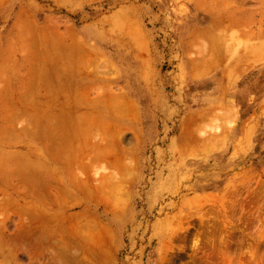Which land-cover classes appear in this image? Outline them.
<instances>
[{
    "label": "rangeland",
    "instance_id": "obj_1",
    "mask_svg": "<svg viewBox=\"0 0 264 264\" xmlns=\"http://www.w3.org/2000/svg\"><path fill=\"white\" fill-rule=\"evenodd\" d=\"M195 2L0 0V46L8 50L0 51V90L9 97L1 106L9 113L14 100L13 107L30 113H56L13 118L10 128L48 131H42V138L38 131L27 139L4 141L5 152L36 148L43 162L53 149L57 159H73L67 166L57 164L74 177L68 191L76 193L81 180L88 179L104 186L102 206L95 208L78 195L64 208L79 215L83 209L76 204L83 201L88 215L84 222L64 223L65 228L98 220L111 234V247H103V260L95 264H214L201 248L204 232L217 211L228 212L232 204L234 219L222 233L239 229L228 238L233 256L243 264H264V57L255 63L251 55L241 56L251 43L264 44V0H222L234 13L242 10L235 25L227 19L228 30L212 32L215 47H208L211 38L193 37L211 24ZM76 42L86 44V55L79 63L65 61L69 54L62 55L63 45ZM224 50L230 57L212 66L208 59ZM231 64L239 66L240 75L225 89V68ZM81 65L93 72L92 82H69L53 95L34 88L35 83H63L64 69ZM204 67L210 71L194 79L192 70ZM82 83L89 87L84 90ZM122 97L129 103L122 104ZM61 99L65 103L56 104ZM121 106L123 118L117 115ZM55 121L61 125L52 127ZM74 152L80 157L73 158ZM109 153L117 159L113 164L94 157ZM22 167L23 176L39 184L42 167ZM1 177L4 222L8 213L1 209L6 188ZM55 212H61L59 206ZM74 245L62 264H76L80 253ZM90 251L85 248L86 256ZM20 260L28 262L25 256Z\"/></svg>",
    "mask_w": 264,
    "mask_h": 264
},
{
    "label": "bare ground",
    "instance_id": "obj_2",
    "mask_svg": "<svg viewBox=\"0 0 264 264\" xmlns=\"http://www.w3.org/2000/svg\"><path fill=\"white\" fill-rule=\"evenodd\" d=\"M212 1V0H211ZM222 0H214L212 2H204L203 0H196L194 6L199 8L202 5V10L207 14L211 19L210 28L205 30L203 33H200L194 37V39H204L211 38L212 32L220 27H225L228 30L231 26H228L226 20L235 21L236 13H240L242 9L229 8V3L223 2ZM240 3H244L243 0H240ZM211 4V5H209ZM2 12V10L0 11ZM21 11L15 15V24L13 25V31H17L19 26V17L21 16ZM238 23V21H237ZM222 29L219 30L221 32ZM13 35H18V32L13 33ZM4 37V33L1 34ZM68 37V36H67ZM68 41V39H67ZM84 44V43H83ZM83 44L68 45L61 49V52L64 55L65 53L69 54V57L65 61L73 60L76 63H79L80 59L86 55V46ZM86 45V44H84ZM214 46V40L211 38L209 40L208 47ZM72 47L75 49H72ZM207 47V48H208ZM206 48V49H207ZM6 44L0 46V51L5 53ZM205 49V50H206ZM8 50L6 49V52ZM73 51H79L76 55ZM72 53V55H71ZM245 54L251 55L253 62L261 61V58L264 57V44L261 43H251L244 51ZM234 56V54H233ZM240 56V57H241ZM226 51L219 52L216 56L209 58L210 64L212 66H219L223 61H225ZM243 57L239 58L237 62L243 61ZM60 61L64 60L60 58ZM82 63V62H81ZM231 64L225 68L224 78V88L229 87L240 74L238 65ZM82 68L84 71H82ZM210 70L208 67L197 68L192 70V77L200 78L205 76ZM92 71L85 69L83 65L81 67H70V69H64V73H61V76L65 77V82L58 84L50 83H35V89L47 90L51 95L55 94L57 90H60L63 87H66L67 83L73 81H93ZM83 76V79L77 80V76ZM54 78H46L48 80H54ZM69 80V81H68ZM82 87H85L86 90L89 86L82 83ZM89 91V90H88ZM225 93V92H224ZM8 98L3 90H0V173L2 174V181L6 185L4 188V201L1 204L2 208L5 209L8 213L4 222L0 221V264H25L20 260V256H25L27 259L26 264H62L65 261H68V253H66L69 246L76 244L75 253L79 252L80 254L75 256L76 264H87L96 262L99 263L100 260H103L104 250L103 247L110 248L112 236L108 231L103 230V226L98 220H88V226L83 224H76L74 226L64 227V223L69 222L73 219L84 222L88 215L85 213L86 206L83 201H78L79 205L82 207V213L79 215H70L66 213L64 209L67 207L69 200H78V195L80 199L88 200L94 204L95 208L102 206L104 186L102 184H92L91 179L86 180L85 182L81 180V188H76V193L68 191V182L72 181L74 177H68L66 174L68 171H59L58 165H70L73 159L65 157L64 159H57L55 156L56 152L50 150L49 156L50 159L43 161L39 155H37L38 149H28L27 153L21 154L18 152H5L4 141L11 142L14 138L17 141L30 138V136H37L38 131L45 133L48 131L47 128H31L29 130L10 128L9 125L15 117H22L23 115L32 116L34 114L35 119L37 114L42 116H55L56 113L48 110H41L37 113H30V111L22 110L21 107L14 104V100L10 103V111L6 112L5 108H2L1 104L8 102ZM57 99V98H56ZM121 103H129L126 97L119 98ZM64 100H68L67 97H64ZM64 100H59V103H65ZM121 114H117L120 117H124L125 109L121 106L118 109ZM70 115H73L72 113ZM103 114L96 112V116L99 118ZM105 115V113H104ZM56 119V118H55ZM46 125L45 123H43ZM61 123L57 121L52 122L51 126H60ZM63 126V125H62ZM61 126V127H62ZM65 126V125H64ZM123 124L117 126V131H121ZM8 131L12 132V135H9ZM34 131V133H30ZM8 135V136H7ZM43 133L40 135L42 138ZM16 136V137H15ZM28 142V141H27ZM90 153V152H89ZM88 153V154H89ZM34 154V155H33ZM75 155L73 158L80 157V152H74ZM103 156L108 163L113 164L116 159L115 155L109 153V156L97 154L94 157L98 158ZM25 164L33 165L36 169L39 170V175L41 177L39 184L30 182L29 177H24L25 175L20 168ZM43 164V166H42ZM67 170V169H65ZM121 171L125 170V166H120ZM27 181V182H26ZM61 181H66L64 182ZM69 186H71L69 184ZM100 194L99 196H95ZM60 207L61 212L56 213L55 207ZM236 207L235 204H232L231 209L228 210H218L214 219L211 229H207L204 232V239L201 244V248L204 249L205 254L214 264H243L240 256L234 257L232 254V242L228 238L234 236V232H238L239 229H234L232 232L222 233L225 231L226 223L231 224V221L234 219ZM80 217H82L80 219ZM96 218L95 216H93ZM98 219V218H96ZM78 221V222H79ZM92 229L94 233L84 236L83 234ZM71 233L70 236L68 234ZM242 233V231H240ZM223 234V235H222ZM227 234V235H226ZM75 239V243L72 242ZM75 246V245H74ZM89 248L90 254L86 256L84 252L85 248ZM249 259H255L252 251L249 252Z\"/></svg>",
    "mask_w": 264,
    "mask_h": 264
}]
</instances>
